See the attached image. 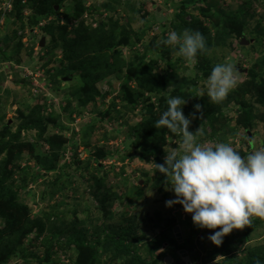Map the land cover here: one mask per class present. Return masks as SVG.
<instances>
[{
    "label": "rangeland",
    "instance_id": "rangeland-1",
    "mask_svg": "<svg viewBox=\"0 0 264 264\" xmlns=\"http://www.w3.org/2000/svg\"><path fill=\"white\" fill-rule=\"evenodd\" d=\"M207 1L211 0H64L63 4L69 3L71 10L77 2L82 5L83 14L74 19L73 24L82 19L89 26H95V20L116 22L107 43L112 44V56L123 62L124 67L134 62L138 65L144 53V63L154 60L149 77H144L138 69L132 79L129 75V79L124 77L126 84L113 74L101 77L94 84L99 95L84 103H79L73 93L80 88L86 90L88 81L79 73L71 77L57 75L59 63L51 54H43L50 49V36L38 25L32 26L35 36L24 45L21 63L0 62V140L11 141L10 149L7 147L2 154L0 168L19 171L14 174L13 184L19 186L18 197L27 208L11 215V220L16 222L14 226L0 218V230L8 232V225L12 229L22 228L26 237L24 245L39 259L46 257L50 250L54 264H72L75 259L82 264L87 261L90 264H129L131 253L117 254L113 243L96 240L103 236V229L123 234L126 241L141 247L166 231L187 243L194 254L201 251L200 259H190V264H203L201 257L216 246L208 237L219 228H199L182 205L166 206L167 201L176 197L169 188L168 178L157 170V164L165 163L168 152L180 150L182 136L167 128L159 129L162 134L157 140H145L137 133L143 127L156 124L167 110L170 97H180L186 100L182 111L191 101L201 106L197 110L198 119L189 126L193 133L199 128L203 130V136H197L198 142L209 146L227 143L242 157L264 150V108L255 102L254 93L255 90L264 93V82L262 87L254 86L248 75L251 69L264 80V0H213L214 8L203 14L201 9ZM65 10V7L59 9L51 16L52 20L62 19ZM183 12L186 15L182 21H190L194 15L209 28L210 44L204 58L197 55L195 63L180 57L178 46L163 43L170 33L182 34L186 30L175 29L181 24L176 20L177 15ZM234 17L244 20V33L226 29L227 20ZM19 26L18 22L13 28ZM237 28L241 29V25ZM5 32L2 21L0 35ZM42 36H45L43 47L46 48L41 51L38 40ZM31 45L33 51L27 52ZM55 52L59 58L61 49ZM217 63L234 65L237 83L223 102L214 104L206 95L205 82ZM25 68L35 71L41 91H32L34 80L24 76ZM47 69L55 75L56 84L52 76L48 77ZM165 71L168 78L158 98L153 78L160 79ZM201 91L205 93L202 97ZM133 92L139 95L130 96ZM248 103L252 104V113L259 117L251 124L249 133L239 124L240 105ZM37 106L45 117L42 126L46 130L42 138V128L19 126L31 108ZM206 109H212L216 116L213 136L202 115ZM5 122L7 126L2 127ZM15 133L17 138H13ZM51 152L57 154L56 164L47 170L43 163L49 160L40 158L49 159ZM98 164L101 166L97 167ZM254 219L257 223L248 229L246 236L232 241L229 256L241 258L251 249L255 259H264V218L253 216L251 222ZM31 220L33 223L40 220L46 227L41 231L36 226L29 229ZM170 225L172 229L168 228ZM247 226L233 229L231 233H244ZM57 230L65 231L64 235L71 232L78 240L84 236L94 246L93 250L90 246L79 249L73 243H58V240L64 241V235L56 233ZM31 240L35 243L30 244ZM161 250L163 257L154 264H166L167 256L172 258L169 264L185 260L184 251L174 246L164 244ZM223 254L216 255L209 264L222 260ZM36 257L31 258V264H37ZM14 263L19 264L21 260L12 259ZM145 264L153 263L149 260Z\"/></svg>",
    "mask_w": 264,
    "mask_h": 264
},
{
    "label": "trees",
    "instance_id": "trees-1",
    "mask_svg": "<svg viewBox=\"0 0 264 264\" xmlns=\"http://www.w3.org/2000/svg\"><path fill=\"white\" fill-rule=\"evenodd\" d=\"M63 1L64 0H26V2L23 3L21 0H13L12 10L6 12L4 17L6 32L0 35V62H2L3 64L8 62H15L16 64L21 63L20 54L23 50V47H25L24 45L27 42H30L33 39H31L30 33H19L18 30H24L27 28L31 29L32 26L38 25L39 21H41L42 19H46V22L39 27L42 28L45 34L50 36L51 45L50 49L45 50L43 54H51L52 56H54L52 59L59 63L56 74L61 73L67 75L68 77H71L73 73H79L82 79L88 81L86 83V90L80 88V91L73 93V95L79 99V103L93 100L95 95H99V91L97 90V88H95L94 84L98 79L104 77L105 75L113 74L117 77V79H121L124 84L127 83V81L124 80V77L126 79H129V75L132 79L137 69L141 71L144 77L150 76L149 74L151 73V69L153 68L154 60H151V62L148 63H144V56H146L145 53L140 58L138 65L134 62L126 67H124L123 62L112 56V53L110 52L112 44H108L107 39L110 32L113 31L117 26L116 22H113L112 19L108 20L109 23L102 20H95L97 21V24L95 26H89L85 25L82 19L76 24H73L72 21L78 17H81V15L83 14L82 5L80 2H77L74 10H71L70 4H63ZM1 2L2 0H0V3ZM56 5L58 6L57 9H55ZM214 5L215 2L213 0H211L210 2H205V6L203 9H201V12L203 14H206L210 11V8H214ZM63 7H65L66 9V12H64V14L62 13L64 17L62 19L57 18L56 20H52L51 16L57 14L59 12L58 10ZM24 9H29L30 12L28 14H24ZM184 15H186L185 12L177 15L176 20H179L181 24L177 25L175 29L186 28L192 31H199L205 38L207 49L208 45L210 44V39L208 37L209 28L206 27V25H203L201 21H199L194 15H191L190 21H182ZM49 17L50 19H48ZM234 18L235 19L233 20H227L226 29H238L240 33H244L246 31V29H243L244 20L238 19L237 17ZM18 22L20 26L18 28H13ZM239 25H241V29L237 28V26ZM135 36L140 37L141 34H135ZM127 37H129V35H127ZM1 42L4 43V46L1 44ZM32 48V45L28 47L27 52H32ZM44 48L46 47L39 48V50L41 49L42 51L44 50ZM58 48L61 49V55L59 58L56 56L55 52ZM206 49L198 52L197 55H200L204 58ZM141 64L143 67L141 66ZM51 72L52 71L50 69L46 70L48 77L52 76L54 84H56L57 81L54 78L55 75L50 74ZM166 74L167 71H165L164 75L160 79L158 78L157 80H155L153 78V82L156 84V89L158 90V98L163 93V83L165 79L168 78ZM248 75L252 80V85L262 87L264 80L262 78H258L254 70L250 69L248 71ZM143 84L144 83H142L141 85ZM41 88V86H38L35 92L37 93L41 91ZM262 89L264 88L262 87ZM127 90L130 91L129 88H127ZM254 93L256 98L255 102L264 108V93H259L256 90L254 91ZM138 95L139 92H133L130 94V96L132 97H137ZM196 105L198 104H196L194 101H191L187 103L183 111L184 115L189 118L191 122L198 119L199 112H197V109L195 107ZM240 106L241 108L239 110V124L244 127L247 133H249L251 124L255 121V119H258L259 117L257 118L252 113L251 103L242 104ZM17 110L18 115L21 116V108ZM202 115L207 120L206 125L212 129L213 136L215 131L213 126L216 117L214 111H212V109H206L203 110ZM44 119V115L40 114V106H37L35 109L31 108V112L27 116H25L19 126L20 128H42L40 133V137L42 138L46 130V127L42 126L44 124ZM7 123L8 122H5L2 127H6ZM145 132L147 133L146 135ZM161 134L162 133L155 127V125L148 126V128L143 127L139 129L137 133L139 137H143L145 140H157L161 136ZM14 137L17 138L18 134L15 133L13 135V138ZM46 139L47 138H44V140L47 142ZM9 143H11L10 140L5 142L3 139L0 140V161L3 160L1 159L2 154H4L5 149L9 147ZM56 155V153L51 152L49 155V159L45 157L40 158V160H49L48 162L43 163V167H45V169L50 170L54 168L56 164ZM2 164L3 163H1V165ZM99 166H101V164H98L97 167ZM16 172L19 171H8V169L0 168V218L6 219L7 223L11 226H14L16 223L15 221L11 220V215H17L16 210L22 212L23 210H27V208L23 206L24 202H22L18 197L17 188L19 186H15L13 184L14 174ZM49 219L50 218H48L47 222H50ZM30 222L31 223H29L27 226V228L29 229H33V226H36V229L41 231L46 227L45 223L40 220L34 221V223L32 220ZM256 223L257 219H254L250 223V225L247 226V230L244 233L233 232L226 235L225 238H223L224 240L222 244L219 246L216 245L213 250L206 252L201 257L200 261L203 264H209V262L215 260L216 255L224 253L223 255L225 256L222 260L215 261L212 264H256L257 259L254 258L253 251L251 249H248V254L241 258H236L227 254L230 251V245L232 246V241H236L238 237L246 236L248 229L252 228ZM20 224L23 223L20 222ZM9 225L7 228L9 229L8 232H4L3 229L0 230V264H12V259L21 260V263L19 264H31L33 261L31 258L36 257V255L34 256V252L32 251V249L29 250L24 245V239L26 238L25 233H23L22 228L21 230L19 229L20 227L17 229H12ZM168 228L172 229L173 227H171L170 225L168 226ZM39 231L36 234L37 236L40 234ZM57 231L58 232L56 233H60L61 235H64L66 233L65 231L61 230ZM75 231L81 233L80 230ZM103 232V236H98L96 240L98 242L113 243V247L114 249H116L115 251L117 254H120L122 251L127 252L126 254L131 253L132 258L129 264H145L149 260L153 264L158 263L163 257L161 249L164 244H167L168 246H174L179 251L182 250L187 252V254L189 255V259H200L201 251L197 250V252L194 254L188 248L189 246L187 243L179 240V237L175 236V234L172 235L170 232H160L146 244H143L142 247L126 241V237L123 236V234L117 235L114 231L107 232L104 229ZM84 238L85 237L83 236L80 240H78L76 238V235H72L70 232L69 234L64 235V241L58 240V243H63L66 245H70L73 243L74 246L80 247L79 249L85 246H90L93 250L94 246L89 241H87L86 238V240ZM34 243L35 242L33 240L30 241V244ZM48 247L49 249H52L50 245H48ZM51 255L52 253L49 250L48 253H46V257L42 259L36 257L35 259L37 260V264H54V262L51 260ZM259 261L260 264H264V259ZM72 264L82 263H80L78 259H75ZM83 264H90V262L87 261Z\"/></svg>",
    "mask_w": 264,
    "mask_h": 264
},
{
    "label": "clouds",
    "instance_id": "clouds-1",
    "mask_svg": "<svg viewBox=\"0 0 264 264\" xmlns=\"http://www.w3.org/2000/svg\"><path fill=\"white\" fill-rule=\"evenodd\" d=\"M24 11L29 13L28 9ZM4 17L5 14L3 21ZM32 30L27 28L21 33H30L34 39ZM163 43L178 46V55L191 63H195L198 52L206 49L203 34L188 29L182 34L170 33ZM236 83L234 65L217 63L205 82L209 101L223 102ZM203 95L201 91L200 96ZM185 103L180 97H170L167 110L156 121L157 129L167 128L182 136L180 150L168 152L165 163L157 164V170L168 178L176 197L167 201L166 206L182 205L199 228H219L208 237L219 246L233 229L250 225L253 216L264 218V150L242 157L227 143L209 146L198 142L197 136H203V130L189 131L191 120L182 111ZM195 107L199 110L201 106Z\"/></svg>",
    "mask_w": 264,
    "mask_h": 264
},
{
    "label": "built area",
    "instance_id": "built-area-1",
    "mask_svg": "<svg viewBox=\"0 0 264 264\" xmlns=\"http://www.w3.org/2000/svg\"><path fill=\"white\" fill-rule=\"evenodd\" d=\"M21 1L23 3L26 2V0H21ZM12 8H13V0H2V2L0 3V14H2L1 17H0V23H2V21H3V15L6 12L10 11ZM24 14H27V11H24ZM48 19H50V17ZM45 22H46V19H44L41 22H39L38 25H42ZM32 31L35 32V30H32ZM20 32L21 31L19 30V33ZM25 71H26V73L24 74V76L27 77L28 79L30 78V79L34 80V82L31 85V89H32L33 92H35L37 90V87L40 86V84L38 83V80L34 76V75H37V74H35V71H33L32 69L30 70L29 68H25ZM36 72H40V71L37 70Z\"/></svg>",
    "mask_w": 264,
    "mask_h": 264
},
{
    "label": "water",
    "instance_id": "water-1",
    "mask_svg": "<svg viewBox=\"0 0 264 264\" xmlns=\"http://www.w3.org/2000/svg\"><path fill=\"white\" fill-rule=\"evenodd\" d=\"M57 5L55 6V9H57ZM245 41V40H244ZM246 42V41H245ZM244 42V43H245ZM44 44H45V36H42L41 38H40V40H39V43H38V45L40 46V47H43L44 46ZM178 228L176 227L175 228V230H177ZM186 254V253H185ZM171 261V257L170 256H167L166 257V264H169V262ZM185 262L186 263H188V264H190V261H189V258L187 257V255L185 256V260H183L182 262H176V264H185Z\"/></svg>",
    "mask_w": 264,
    "mask_h": 264
},
{
    "label": "bare ground",
    "instance_id": "bare-ground-1",
    "mask_svg": "<svg viewBox=\"0 0 264 264\" xmlns=\"http://www.w3.org/2000/svg\"><path fill=\"white\" fill-rule=\"evenodd\" d=\"M181 251H182V250H181ZM184 253H186L187 257L189 258L187 252L184 251ZM170 257H171V256H170ZM171 260H172V258H171ZM189 261H190V259H189ZM175 264H176V263H175ZM185 264H188V263L185 262Z\"/></svg>",
    "mask_w": 264,
    "mask_h": 264
}]
</instances>
